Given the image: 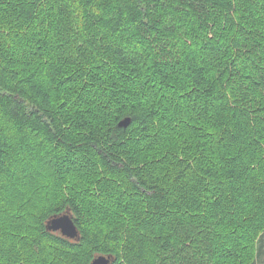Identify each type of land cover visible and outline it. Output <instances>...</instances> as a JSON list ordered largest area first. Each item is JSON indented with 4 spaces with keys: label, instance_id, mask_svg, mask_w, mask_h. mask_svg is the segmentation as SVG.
I'll use <instances>...</instances> for the list:
<instances>
[{
    "label": "trees",
    "instance_id": "trees-1",
    "mask_svg": "<svg viewBox=\"0 0 264 264\" xmlns=\"http://www.w3.org/2000/svg\"><path fill=\"white\" fill-rule=\"evenodd\" d=\"M262 253L264 0H0V264Z\"/></svg>",
    "mask_w": 264,
    "mask_h": 264
},
{
    "label": "water",
    "instance_id": "water-1",
    "mask_svg": "<svg viewBox=\"0 0 264 264\" xmlns=\"http://www.w3.org/2000/svg\"><path fill=\"white\" fill-rule=\"evenodd\" d=\"M129 123L130 117H127L121 120L119 125L126 127ZM46 227L48 230L60 231L67 237L79 239V230L70 212L52 216L50 219H48ZM111 262V256L100 255L93 260L92 264H110Z\"/></svg>",
    "mask_w": 264,
    "mask_h": 264
},
{
    "label": "rangeland",
    "instance_id": "rangeland-1",
    "mask_svg": "<svg viewBox=\"0 0 264 264\" xmlns=\"http://www.w3.org/2000/svg\"><path fill=\"white\" fill-rule=\"evenodd\" d=\"M39 52H44V51H39ZM51 52H52V49L47 53V55H50ZM23 57H27V55L23 54ZM80 161H81V159H78L74 164H78ZM39 165H41V162H37V161H35V163L29 162V165L26 166V168L34 170V169L38 168ZM63 165L64 166L70 165V163L69 162H64ZM49 167H51V164H49ZM256 264H264V253H262L260 255V257H258V260L256 261Z\"/></svg>",
    "mask_w": 264,
    "mask_h": 264
}]
</instances>
